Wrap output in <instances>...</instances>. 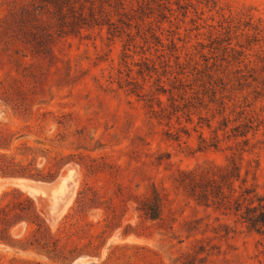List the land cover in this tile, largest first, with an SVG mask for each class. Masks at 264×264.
Segmentation results:
<instances>
[{"label":"rangeland","instance_id":"rangeland-1","mask_svg":"<svg viewBox=\"0 0 264 264\" xmlns=\"http://www.w3.org/2000/svg\"><path fill=\"white\" fill-rule=\"evenodd\" d=\"M19 1L0 0V30ZM110 2L116 32L54 36L48 55L0 35V161L66 163L54 181L0 176V264H264V238L175 182L241 156L264 193V0ZM154 188L152 222L135 202Z\"/></svg>","mask_w":264,"mask_h":264},{"label":"trees","instance_id":"trees-1","mask_svg":"<svg viewBox=\"0 0 264 264\" xmlns=\"http://www.w3.org/2000/svg\"><path fill=\"white\" fill-rule=\"evenodd\" d=\"M121 0H114L113 8L123 10ZM110 0H25L16 2L2 21L0 35L21 36L22 41L43 55L49 54L48 43L52 37L78 35L85 27L108 24L113 32L117 27L110 22V14L103 3ZM99 3L98 6L96 4ZM123 15L122 13H118ZM158 100V106H161ZM249 143L244 141V145ZM0 159H5L0 155ZM94 161V160H93ZM66 163L48 170L46 177L29 173L18 174L14 162L0 161V176L3 178H28L36 181H54ZM26 168H22L25 170ZM242 157H231L226 165L205 164L189 171L178 173L175 182L197 205L220 211L221 214L247 231L264 238V193L255 186L247 185L241 176ZM83 192L78 196L83 197ZM166 195L154 188L142 199L135 202V210L149 221H162L166 205ZM35 213V208L33 207ZM198 224V223H197ZM206 226H208L206 224ZM224 235L230 233L228 224L219 226ZM219 228V229H220ZM218 231L217 228H214ZM206 232V230H204ZM217 233V232H215ZM131 234L126 232L125 236ZM196 242L200 241L195 239ZM183 241H179L182 243ZM203 252V249L201 250ZM199 253H196V255ZM189 256L190 254H185ZM184 264V263H183Z\"/></svg>","mask_w":264,"mask_h":264},{"label":"bare ground","instance_id":"bare-ground-1","mask_svg":"<svg viewBox=\"0 0 264 264\" xmlns=\"http://www.w3.org/2000/svg\"><path fill=\"white\" fill-rule=\"evenodd\" d=\"M68 175H70V173L68 174ZM26 181V180H25ZM25 181H23V179H14V180H12L11 182H9L10 184L12 183V184H14V185H19V186H21V187H23V188H25V189H28L27 188V185H26V183L24 184L23 182H25ZM64 181H65V179H64ZM29 190V189H28ZM30 192H32V193H37V190L35 189V188H33L32 190H29Z\"/></svg>","mask_w":264,"mask_h":264},{"label":"water","instance_id":"water-1","mask_svg":"<svg viewBox=\"0 0 264 264\" xmlns=\"http://www.w3.org/2000/svg\"><path fill=\"white\" fill-rule=\"evenodd\" d=\"M67 176H68V175L65 174L63 178H67ZM23 181H25V180L23 179ZM23 183H25V182H23ZM27 188H28L29 190H32V189H33V187H32V186H29V185L27 186Z\"/></svg>","mask_w":264,"mask_h":264},{"label":"crops","instance_id":"crops-1","mask_svg":"<svg viewBox=\"0 0 264 264\" xmlns=\"http://www.w3.org/2000/svg\"><path fill=\"white\" fill-rule=\"evenodd\" d=\"M28 182V181H27Z\"/></svg>","mask_w":264,"mask_h":264}]
</instances>
